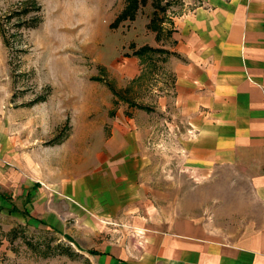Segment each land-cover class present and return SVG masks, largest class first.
I'll return each instance as SVG.
<instances>
[{"label":"rangeland","instance_id":"rangeland-1","mask_svg":"<svg viewBox=\"0 0 264 264\" xmlns=\"http://www.w3.org/2000/svg\"><path fill=\"white\" fill-rule=\"evenodd\" d=\"M126 4L0 0V264H93L94 247L160 216L232 240L259 212L243 171L185 168L164 51L171 18L201 0H145L115 23ZM143 47L157 52L135 56ZM117 169L135 186L125 200L148 206L97 214L118 203ZM96 170L115 173L106 188Z\"/></svg>","mask_w":264,"mask_h":264},{"label":"crops","instance_id":"crops-1","mask_svg":"<svg viewBox=\"0 0 264 264\" xmlns=\"http://www.w3.org/2000/svg\"><path fill=\"white\" fill-rule=\"evenodd\" d=\"M171 21V94L186 132L179 140L185 168L198 176L217 168L243 171L259 212L232 240L206 236L193 217L152 218L138 225L142 235L122 232L90 257L93 264H264V0H201ZM116 173H94L102 189L108 174L121 179L110 185L116 207L100 204L96 213L147 208L125 200L135 186L125 170ZM102 189L94 193L105 195Z\"/></svg>","mask_w":264,"mask_h":264},{"label":"trees","instance_id":"trees-1","mask_svg":"<svg viewBox=\"0 0 264 264\" xmlns=\"http://www.w3.org/2000/svg\"><path fill=\"white\" fill-rule=\"evenodd\" d=\"M127 4L125 6V9L123 10V12L117 17V19L115 20V23L120 22L123 19H127V18H133L134 17V13L136 12L138 5L141 3H144L145 0H126ZM171 33V30L167 31V34L169 35ZM157 52V50H153V49H149L147 47H143L140 50L136 51L134 53L135 56L139 57V58H144L145 56L148 55V53H155ZM165 54L171 55L173 54L174 56H176L175 53H170L167 51H164ZM60 249L59 246H55L54 250L58 251ZM66 253H62V254H67V252L69 254H67L69 257H74L76 256L75 253H73L70 250L65 249L64 250ZM94 254V253H92Z\"/></svg>","mask_w":264,"mask_h":264}]
</instances>
